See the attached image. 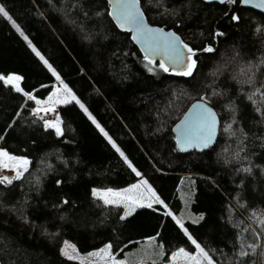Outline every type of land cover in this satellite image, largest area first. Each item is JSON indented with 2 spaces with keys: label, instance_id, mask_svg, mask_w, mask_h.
I'll return each mask as SVG.
<instances>
[{
  "label": "trees",
  "instance_id": "trees-1",
  "mask_svg": "<svg viewBox=\"0 0 264 264\" xmlns=\"http://www.w3.org/2000/svg\"><path fill=\"white\" fill-rule=\"evenodd\" d=\"M139 1L150 23L196 50L192 76L145 61L106 0H0L12 18L0 14V74L23 77L21 92L0 81V149L30 162L21 179L0 184V264H79L61 254L63 239L79 254L111 243L120 256L147 238L166 257L178 247L194 251V239L216 264H264V15L239 0ZM13 21L88 110L59 105L62 135L31 112L29 96L44 99L57 78ZM202 96L217 113V140L180 153L172 125ZM139 176L163 205L121 219L120 206L91 192ZM181 196L202 219L177 224ZM241 243L248 256H239Z\"/></svg>",
  "mask_w": 264,
  "mask_h": 264
},
{
  "label": "snow or ice",
  "instance_id": "snow-or-ice-1",
  "mask_svg": "<svg viewBox=\"0 0 264 264\" xmlns=\"http://www.w3.org/2000/svg\"><path fill=\"white\" fill-rule=\"evenodd\" d=\"M221 2H225V0H221ZM229 3H234L235 0H227ZM243 3L248 4L250 0H242ZM139 0H132L131 3H121L118 0V3L115 5V8L117 9V12L115 13L117 22L121 27H124L127 24H130L133 26L132 30H134L137 33V37L135 38H141V39H151L155 43H150L148 48H146V54L145 59L148 61L149 64H155V61L152 59V55L155 54V52L158 50L157 45L160 43H163L165 47H171L172 51L175 53L174 56L169 57L173 63H179L185 65V70L182 72H179L177 74L183 75V76H192L193 70L196 68L197 61L192 59L193 56H195V51L190 48L187 44L183 43V41H179V44L182 45V49L187 50V56L185 57V53L182 49H178L175 47L174 42L178 41V38L175 36V33H167L164 34L163 29H153L146 25L144 14L142 11H140L139 7ZM0 14H2L4 17H8L9 19H12L8 13V11L4 8L3 5H0ZM233 21L238 22L240 20V17L237 15H234L232 17ZM14 26L16 27L17 31L20 32L21 35H24V33L20 30L19 25L15 24V21H13ZM217 35H223V33H217ZM164 37L162 41L157 40V37ZM170 38V39H169ZM25 40H28L27 36H24ZM29 45L32 47V51L35 53L37 57L40 58L41 61L45 65L48 66V68L53 72L54 75H56L57 80L60 79L59 75L56 74L55 69L52 68V65L49 64L48 60L45 59V57L36 49V47L31 45V41L29 40ZM203 51L206 52H213L214 48L211 46L206 47L203 49ZM187 61V63H186ZM159 68L164 70L165 72L169 71L168 66L161 61L159 64ZM149 71H152V68L148 69ZM175 71V69H173ZM23 79V77L19 75H8L7 77L0 75V81H2L5 85L13 86L16 92H21L22 88L20 87V81ZM65 89H67V86L65 85ZM70 92V90H68ZM257 92H260V89L256 90ZM261 96L264 97V93H261ZM30 99H35V97L29 96ZM72 100L76 101V103H80L79 100L73 95L71 97ZM251 99V97H249ZM64 103H67L68 101H63ZM39 104L40 102L37 101ZM80 107L84 109L85 112H87V108L84 107L83 104H80ZM193 108H199L201 109L200 113L198 114V121L201 129L203 130V135L199 137L200 140V146L201 147H209L210 144L214 141L216 127H217V118L215 112L207 106V98L201 97V100L197 102V104L193 105ZM51 109H43V111L47 112ZM36 113H39L41 109L37 108L34 110ZM90 118L93 119V123H96L95 119L91 117V114H89ZM235 122V121H234ZM45 127L47 128H55L57 135H62L63 130L59 127V121L52 122V121H45ZM97 127L99 128V124H97ZM228 128H231V124L228 125ZM101 131L103 132V129L101 128ZM105 136H107V133H104ZM109 141L112 143L113 148L116 149L117 152L120 153L122 157L127 161V157L125 156L124 152L120 150V148L116 145L114 141L111 140V137H108ZM239 155V154H237ZM3 158H6L7 161L14 162L12 164L7 163L4 161ZM29 161L27 158H20L15 157L13 155H10L6 150L0 149V167L3 168H9L13 167L15 169V175L12 177L8 176H0V184H11L13 180H19L23 177L24 172L28 170ZM129 166L131 167V163L129 162ZM135 171V169H133ZM245 172H251L250 168L243 169ZM137 175H140L139 172H137ZM59 184L60 182L57 181ZM143 183L147 184V181H143ZM136 187V186H134ZM109 195L112 197H117L120 194L113 192L112 189H107L101 192L100 190H93V196L100 198L103 200V203L105 205L110 204H119L121 203V200L118 199H110ZM156 203H163L159 199V197H156ZM63 203H68L67 200L63 201ZM137 207H144L147 206L149 208L152 207V204L149 203L147 205L143 204H137ZM126 208H128V211L125 212V215L121 217V219H125L127 216L131 215L133 211H135V207H129L128 205H125ZM171 214V213H167ZM203 217H200L202 219ZM177 223H180V221H177ZM261 224H264V220L260 221ZM181 227H183V224H181ZM248 229H245L247 231ZM185 231H187L185 229ZM257 239H259L260 234L256 233ZM154 239V238H152ZM189 239H192L191 236H189ZM192 243L196 246V249L198 250V256H190L183 248L179 249L177 253L173 254V264L179 255H183L188 260L192 261L193 264H202V261H206L207 264H215L212 257L209 255L207 251L199 243H197L196 240L192 239ZM162 247V246H161ZM248 249L251 250V252H255L256 248L259 247L257 244H251L247 246ZM71 248L73 252L76 251L75 245H70L67 241L64 244V247L61 249V254L64 255L68 260H79V264H85V261L81 259L78 255H72L68 251V249ZM122 251V250H121ZM250 253L249 251H246L244 248L243 243H241V251L239 252L240 257L248 256ZM89 256L97 257V261L95 264H126L125 260L117 259V253H113L112 251V244L109 243L105 245L104 248L99 249L95 252L89 253ZM88 264H93L92 261H89Z\"/></svg>",
  "mask_w": 264,
  "mask_h": 264
},
{
  "label": "rangeland",
  "instance_id": "rangeland-1",
  "mask_svg": "<svg viewBox=\"0 0 264 264\" xmlns=\"http://www.w3.org/2000/svg\"><path fill=\"white\" fill-rule=\"evenodd\" d=\"M22 36L24 37V35H22ZM26 41L28 42V40H26ZM12 74H15V73H9L7 75L0 74V75L7 77L8 75H12ZM15 75H17V74H15ZM65 85L67 86V89H65ZM68 90H70V92ZM73 95L77 98V100H79L78 97L73 93L71 88L67 85V83H65L64 81L57 80L55 82V84L53 85L50 93L44 99H36L35 98L33 100L34 106L31 108V112H32V114H34L35 116H38L42 120L44 126H45V121H52V122L59 121V127L62 129L61 119L58 115L57 109H58L59 105L64 104L63 101H68V102L74 101L71 99V97ZM37 101H39L40 103L38 104ZM74 102H76V101H74ZM80 104H82L81 101H80L79 105ZM37 108L41 109V111L39 113H36L34 111ZM43 109H51V110L45 112V111H43ZM52 129L56 133L55 128H52ZM10 155H13V154H10ZM13 156L20 157V158H26L24 156H19V155H13ZM3 159L7 163H10V164L14 163L11 161H7L6 158H3ZM27 160H28V158H27ZM14 175H15V169L13 167H9V168L0 167V176L12 177ZM143 181H147V180L145 178L139 176V178L134 183L129 184L127 186L106 187V188L93 187L91 189V192L93 194L94 189L100 190L101 192H103L104 190H107V189H112L113 192L119 193L120 194L119 196L112 197L111 195H109V198L121 200V203L110 204V205L120 206L122 208V215L123 216L125 215V212L128 211V208H126L125 205H128L129 207H135V209L137 208V206H136L137 204L147 205V204L151 203L152 206L163 205V203H156L155 202L156 197H159V196L157 195L155 190L151 187V185L148 182H147V184H145V183H143ZM134 186H136V187H134ZM182 187L183 186H181V189H182ZM159 199L161 200L160 197H159ZM181 199L183 201V207L181 208V210L179 211L178 214L174 215L175 221L176 222L180 221V223H177V224L181 227V224H183L184 221H186V220H189L192 222L199 221L201 215L193 213L188 208L189 199L184 198L183 196H181ZM145 207H147V206H145ZM66 241L70 245H74L70 240L63 239L61 242V246H60V252H61V249L64 247V244ZM107 244H109V243H105L101 247L93 249V250H91L85 254H79L77 251L73 252L71 248H69L68 251L72 255H78L81 259H83L85 261L86 264H88L89 261H92L93 264H95V262L97 261V257L89 256L88 254L104 248L105 245H107ZM161 246L162 245L159 244L155 238L154 239L147 238V239H144V240L138 242L136 245L125 249L123 251L122 255L116 256V258L120 259V260H125L126 264H173V259H172L173 254L177 253L179 251V249H181V248H183L185 250V252H187L190 256H198V250L196 249V246H195L194 251H189L184 247H178L175 250L171 251L169 253L168 257H166L165 256V250H164L163 246L162 247ZM101 264H103V262H101ZM174 264H193V262L188 260L186 257H184L181 254V255L177 256ZM202 264H207V262L202 261Z\"/></svg>",
  "mask_w": 264,
  "mask_h": 264
},
{
  "label": "water",
  "instance_id": "water-1",
  "mask_svg": "<svg viewBox=\"0 0 264 264\" xmlns=\"http://www.w3.org/2000/svg\"><path fill=\"white\" fill-rule=\"evenodd\" d=\"M109 6L108 9V14L113 21V23L116 25V27L124 32H127L130 34V39L132 43L139 49L141 52L143 58L145 59V55L148 54L146 53V48H148L150 43H155L151 39H141V38H135L137 37V33L132 30L133 26L130 24L125 25L124 27H121L119 23L117 22L116 15L115 13L117 12V9L115 8V5L118 3V0H106ZM204 3L210 4V3H222L221 0H201ZM227 1V0H225ZM121 3H131L132 0H119ZM240 5L248 10H251L253 12H256L258 14L264 15V0H250L248 4H245L242 2V0H239ZM140 11L143 12L140 1L138 5ZM144 14V12H143ZM145 23L147 26L153 28V29H163L164 34L166 35L167 33H175V36L178 38V41L174 42L175 47L178 49H182V45L179 44V41H183L181 37L179 36L178 33H176L172 29H167L162 26H158L155 24L150 23L145 14ZM164 37H157V40L162 41ZM170 39V38H169ZM183 43H185L183 41ZM186 44V43H185ZM189 46V45H188ZM158 50L155 52V54L152 55V59L155 62H161L163 61L169 68L168 72L172 73H179L185 70V65L179 64V63H173L172 60L169 57H172L175 55V53L172 51L171 47H165L163 43H160L157 45ZM190 47V46H189ZM191 48V47H190ZM185 53V57L187 56V50L182 49ZM196 53V50H194ZM194 57V56H193ZM192 57V59H193ZM145 61H147L145 59ZM148 62V61H147ZM187 63V61H186ZM175 69V71H173ZM203 97V96H202ZM200 99L194 100L193 102L190 103V105L187 107V109L183 112V114L180 116V118L172 125L171 131L174 136V141H175V148L178 152L180 153H187L195 150L198 153H201L211 146H213L217 140L218 136V129H219V119L217 116L216 111L207 103V106L210 107L216 114L217 118V127H216V132H215V137L214 141L210 144L209 147H201L200 146V140L198 139L203 135V130L201 129L198 121V114L200 113L201 109L193 108L194 104H197Z\"/></svg>",
  "mask_w": 264,
  "mask_h": 264
}]
</instances>
